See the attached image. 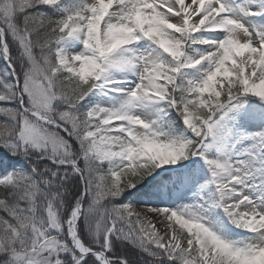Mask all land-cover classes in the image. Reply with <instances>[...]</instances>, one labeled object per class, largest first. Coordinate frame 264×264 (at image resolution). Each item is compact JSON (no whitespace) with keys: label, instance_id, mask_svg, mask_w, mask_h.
<instances>
[{"label":"snow or ice","instance_id":"1","mask_svg":"<svg viewBox=\"0 0 264 264\" xmlns=\"http://www.w3.org/2000/svg\"><path fill=\"white\" fill-rule=\"evenodd\" d=\"M0 264H264V0H0Z\"/></svg>","mask_w":264,"mask_h":264}]
</instances>
